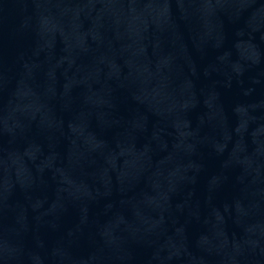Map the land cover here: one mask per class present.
Returning <instances> with one entry per match:
<instances>
[{"label": "water", "instance_id": "95a60500", "mask_svg": "<svg viewBox=\"0 0 264 264\" xmlns=\"http://www.w3.org/2000/svg\"><path fill=\"white\" fill-rule=\"evenodd\" d=\"M0 264H264V0H0Z\"/></svg>", "mask_w": 264, "mask_h": 264}]
</instances>
